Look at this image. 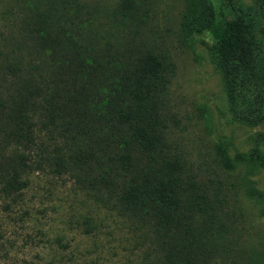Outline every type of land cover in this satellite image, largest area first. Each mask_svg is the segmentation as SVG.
Segmentation results:
<instances>
[{
  "label": "trees",
  "instance_id": "1",
  "mask_svg": "<svg viewBox=\"0 0 264 264\" xmlns=\"http://www.w3.org/2000/svg\"><path fill=\"white\" fill-rule=\"evenodd\" d=\"M54 1L28 2L19 50L28 48L32 58H14L2 67L13 82L0 92V195L14 198L28 185L25 173L48 165L58 176L79 177L106 192L125 214L145 222L158 239V264H212L223 246L217 206L185 174L167 142L171 64L152 51L119 65L116 56L104 63L89 55V47L75 41L81 34L65 30L71 18L57 14ZM236 2L186 0L180 29L187 37H210L231 120L255 126L264 124V0L259 19L241 12ZM134 9L133 0H122L115 15L125 20ZM47 64L52 78L43 72ZM40 121L51 133L58 131L62 145L50 151L39 141ZM216 153L224 169H235L239 161L248 170L264 168L259 149L233 158L220 143ZM245 189L264 203V188L248 182Z\"/></svg>",
  "mask_w": 264,
  "mask_h": 264
},
{
  "label": "rangeland",
  "instance_id": "2",
  "mask_svg": "<svg viewBox=\"0 0 264 264\" xmlns=\"http://www.w3.org/2000/svg\"><path fill=\"white\" fill-rule=\"evenodd\" d=\"M31 1L0 0V92L13 82L2 67L14 58H32L28 48L19 50L25 42L20 25L29 17ZM133 1L136 11L125 20L115 15L122 0H55L53 7L59 15L68 13L72 24L66 22L65 30L81 34L75 41L104 63L116 56L119 65V60L152 51L171 64L167 142L171 154L182 159L185 174L198 181L217 206L223 246L212 264H264V203L245 189L248 182L264 188V168L248 170L239 161L235 169H224L216 153L220 143L233 158L254 149L264 153V124L231 120L210 37H187L180 29L186 0ZM236 3L241 12L260 18V0ZM48 66L43 72L52 78ZM64 82L63 91L71 80ZM37 128L39 141L50 151L63 144L50 126L40 121ZM24 179L28 185L20 194L0 195V264H158L153 230L125 214L106 192L91 189L79 177L58 176L48 165L25 173Z\"/></svg>",
  "mask_w": 264,
  "mask_h": 264
}]
</instances>
